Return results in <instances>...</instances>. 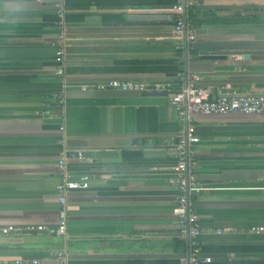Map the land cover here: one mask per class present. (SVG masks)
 <instances>
[{
	"label": "crops",
	"instance_id": "1",
	"mask_svg": "<svg viewBox=\"0 0 264 264\" xmlns=\"http://www.w3.org/2000/svg\"><path fill=\"white\" fill-rule=\"evenodd\" d=\"M175 3L65 0L57 62L53 0H0V264H56L60 249L68 264H178L191 245L179 237L169 182L180 132L199 138L201 190L192 201L201 254L264 261V229L253 230L264 228V114L180 119L167 94L97 88L114 79L174 82L179 70L214 90L264 94V0H189L196 38L186 61L173 35ZM150 15L156 20L140 19ZM205 52L222 57L195 58ZM76 152L84 158L66 168L71 178L88 175V187L68 193L60 238L58 162ZM29 225L47 230L20 233Z\"/></svg>",
	"mask_w": 264,
	"mask_h": 264
},
{
	"label": "built area",
	"instance_id": "2",
	"mask_svg": "<svg viewBox=\"0 0 264 264\" xmlns=\"http://www.w3.org/2000/svg\"><path fill=\"white\" fill-rule=\"evenodd\" d=\"M189 0H176L174 10L173 35L182 46L183 42L188 53L194 50L195 28L189 21L185 12ZM53 6L60 18L59 22V42L56 52V61H62L63 43L65 35L66 13L65 0H53ZM188 58H192L189 54ZM202 77L195 73L179 71L175 75V81H133L114 79L97 86L98 89L115 88L134 92H166L169 104L175 109L180 119L190 118L194 114L199 115H258L264 114V94L237 93L227 89L214 90L210 86L201 85ZM53 100L59 104L63 98L60 93L52 96ZM62 130V127H60ZM199 142V138L191 133L177 134L174 143L176 165L174 166V176L170 183L176 187V203L173 214L176 217V225L180 238H188L191 245L188 254L179 259L178 264H207L211 262V257L201 254L199 236L204 231L201 217L195 212L192 196L199 192L201 187L195 180V170L197 162L194 157L192 146ZM64 155L58 162V173L61 176L60 182L56 186L58 194V222L54 228L56 237L64 238L67 236V195L72 190L86 189L88 187V175H80L71 178L66 168L67 159H83L84 154L76 152ZM264 228L257 227L256 232L263 231ZM47 230L44 225H29L24 227L20 233L33 234ZM15 231L4 229L3 233ZM216 233H220L216 230ZM56 264H68V254L65 249L56 250L52 253ZM32 264H36L32 261Z\"/></svg>",
	"mask_w": 264,
	"mask_h": 264
},
{
	"label": "water",
	"instance_id": "3",
	"mask_svg": "<svg viewBox=\"0 0 264 264\" xmlns=\"http://www.w3.org/2000/svg\"><path fill=\"white\" fill-rule=\"evenodd\" d=\"M138 17H141V16H138ZM157 16H145L143 18H140V19H147V20H156ZM185 53H186V56H185V61L187 60V50L185 48ZM222 56L220 53H217V52H205V53H201L199 54L198 56H196L195 58L196 59H200V60H212V59H220ZM144 95H166V92H155V91H150V92H144L143 93Z\"/></svg>",
	"mask_w": 264,
	"mask_h": 264
},
{
	"label": "trees",
	"instance_id": "4",
	"mask_svg": "<svg viewBox=\"0 0 264 264\" xmlns=\"http://www.w3.org/2000/svg\"><path fill=\"white\" fill-rule=\"evenodd\" d=\"M189 21H191L192 23L194 22V20H193V16L192 15H190L189 14ZM248 22V21H247ZM176 73H178L179 72V70L177 71H175ZM176 75V74H175ZM174 75V76H175ZM201 252H202V254H204V250H203V248L201 249ZM205 255H207L206 253H205ZM211 257V256H210ZM207 264H224V263H220V262H215L214 261V259H212L211 258V262L210 263H207ZM226 264V263H225ZM231 264H264V261H260V262H239V263H237V262H231Z\"/></svg>",
	"mask_w": 264,
	"mask_h": 264
}]
</instances>
